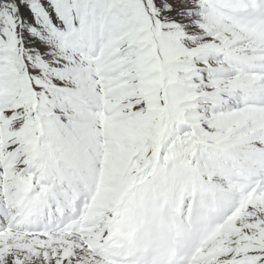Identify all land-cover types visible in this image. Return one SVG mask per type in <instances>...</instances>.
Returning a JSON list of instances; mask_svg holds the SVG:
<instances>
[{
  "label": "snow or ice",
  "instance_id": "snow-or-ice-1",
  "mask_svg": "<svg viewBox=\"0 0 264 264\" xmlns=\"http://www.w3.org/2000/svg\"><path fill=\"white\" fill-rule=\"evenodd\" d=\"M0 264H264V0H0Z\"/></svg>",
  "mask_w": 264,
  "mask_h": 264
}]
</instances>
